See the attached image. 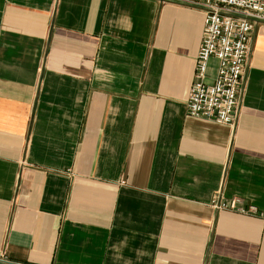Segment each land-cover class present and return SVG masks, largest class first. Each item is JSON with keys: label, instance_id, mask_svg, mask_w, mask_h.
<instances>
[{"label": "crops", "instance_id": "crops-1", "mask_svg": "<svg viewBox=\"0 0 264 264\" xmlns=\"http://www.w3.org/2000/svg\"><path fill=\"white\" fill-rule=\"evenodd\" d=\"M204 20L0 0V264H264V24L231 126L188 116Z\"/></svg>", "mask_w": 264, "mask_h": 264}, {"label": "built area", "instance_id": "built-area-1", "mask_svg": "<svg viewBox=\"0 0 264 264\" xmlns=\"http://www.w3.org/2000/svg\"><path fill=\"white\" fill-rule=\"evenodd\" d=\"M202 7L204 33L196 58L195 82L191 89L188 116L234 126L240 115L245 72L257 26L264 24V0H160ZM212 59L219 62L213 83H207ZM217 210L256 215L239 199L216 198Z\"/></svg>", "mask_w": 264, "mask_h": 264}, {"label": "rangeland", "instance_id": "rangeland-1", "mask_svg": "<svg viewBox=\"0 0 264 264\" xmlns=\"http://www.w3.org/2000/svg\"><path fill=\"white\" fill-rule=\"evenodd\" d=\"M163 3V2H162ZM194 7H198V6H194ZM199 8H201V9H203L202 7H199ZM204 11V10H203ZM205 13V12H204ZM258 27V26H257Z\"/></svg>", "mask_w": 264, "mask_h": 264}]
</instances>
